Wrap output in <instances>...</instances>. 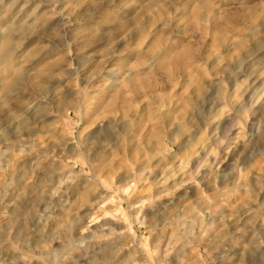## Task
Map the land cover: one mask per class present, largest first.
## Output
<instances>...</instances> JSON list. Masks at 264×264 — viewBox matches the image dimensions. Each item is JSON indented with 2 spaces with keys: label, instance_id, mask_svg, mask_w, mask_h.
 Wrapping results in <instances>:
<instances>
[{
  "label": "rangeland",
  "instance_id": "1",
  "mask_svg": "<svg viewBox=\"0 0 264 264\" xmlns=\"http://www.w3.org/2000/svg\"><path fill=\"white\" fill-rule=\"evenodd\" d=\"M0 264H264V0H0Z\"/></svg>",
  "mask_w": 264,
  "mask_h": 264
},
{
  "label": "bare ground",
  "instance_id": "2",
  "mask_svg": "<svg viewBox=\"0 0 264 264\" xmlns=\"http://www.w3.org/2000/svg\"><path fill=\"white\" fill-rule=\"evenodd\" d=\"M17 25V24H16ZM1 38H2V36H1ZM12 39V38H11ZM4 59V58H3ZM248 76V75H247ZM5 93V92H4ZM8 93H9V91H8ZM7 94V93H6ZM107 131V130H106ZM161 183V182H160Z\"/></svg>",
  "mask_w": 264,
  "mask_h": 264
}]
</instances>
